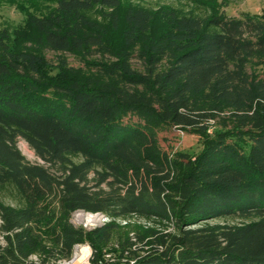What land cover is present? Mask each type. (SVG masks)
<instances>
[{"label": "trees", "instance_id": "trees-1", "mask_svg": "<svg viewBox=\"0 0 264 264\" xmlns=\"http://www.w3.org/2000/svg\"><path fill=\"white\" fill-rule=\"evenodd\" d=\"M233 1L0 0L58 54L0 29V191L24 204L0 200V264H56L80 244L89 264H264V17H229ZM172 128L200 151H163ZM47 200L59 215H39ZM76 211L111 222L83 230ZM133 216L153 224L131 236Z\"/></svg>", "mask_w": 264, "mask_h": 264}, {"label": "rangeland", "instance_id": "rangeland-1", "mask_svg": "<svg viewBox=\"0 0 264 264\" xmlns=\"http://www.w3.org/2000/svg\"><path fill=\"white\" fill-rule=\"evenodd\" d=\"M134 2L142 1L144 4L146 3L150 7H155L157 3L161 2L162 4H173L174 0H133ZM249 13L253 15H258L264 17V0H234L230 7L225 9V13L229 17H238L241 13ZM24 17L14 8L9 6H2L0 7V29H6L10 32L12 36V45L15 47H18L24 51H31L36 52L38 54H44L45 59L48 62H54L53 64H56V57L57 55L45 51L39 44L37 39H33V36L30 34L27 28H23L21 24H23ZM109 36L112 38L115 37V39L119 40L120 34L118 32L112 33V31H109ZM69 66L71 68H74L75 70L79 67H82L80 63L72 58L67 57ZM210 129L208 130V133H211L214 129L215 123L214 121L209 122ZM159 138V144L163 151H165L168 154H172L174 152H187L192 155L197 154L201 149V143L196 135H192L187 133L184 130H181L179 128H172L167 132L160 133L158 135ZM16 147L20 154L23 156V158L31 165H40L43 166V162L34 154L33 150L27 145V143L23 140H18L16 143ZM55 170V169H53ZM52 170V171H53ZM0 200L3 204L11 206V207H23L24 204H22V201L20 200L17 193H15L13 190L5 189L0 191ZM38 210L40 211L39 215H59L58 211V205L55 200H47L45 202L40 203L38 206ZM92 214V213H91ZM84 215H90L83 211H76L75 213L70 216V223L73 224L75 227L82 228L83 230H89L97 228L98 226L94 225V227H88L85 224L83 220H79L78 217H82ZM111 222V220H110ZM108 222V223H110ZM126 222H129L131 224L130 229L128 232H130L131 236L133 235L135 229L139 228V226H143L144 228L148 227L149 224H153L151 221H147L143 218H139L136 216L130 217L125 222H122V224H119L120 226H123L126 224ZM54 225V222H52ZM216 222L209 223V225H215ZM231 223H239V221H233ZM105 225V224H104ZM42 226V232H47L51 229L50 227H47V225H40ZM86 226V227H84ZM49 228V229H48ZM167 230H170L167 228ZM5 245V242L3 238L0 236V246ZM80 247L86 248V250L92 254V249L88 244H80ZM89 248V250H88ZM119 249L118 241L113 239L108 245H106L103 249V253L105 258H113L116 256V251ZM77 253V249H74L73 255L69 261H72L74 258V254ZM41 258L44 259L43 254H32L28 258V262L39 264L41 261ZM90 258V256H89ZM89 258L87 261L78 260L76 264H89ZM85 259V258H83ZM68 261V260H67ZM63 260L54 261L52 260L49 263H56V264H62L64 262ZM71 264V263H70ZM73 264V263H72Z\"/></svg>", "mask_w": 264, "mask_h": 264}, {"label": "built area", "instance_id": "built-area-1", "mask_svg": "<svg viewBox=\"0 0 264 264\" xmlns=\"http://www.w3.org/2000/svg\"><path fill=\"white\" fill-rule=\"evenodd\" d=\"M88 214H90V215H84V216L80 215V216H82L81 218L77 216V218L79 220H83L84 222H86L87 224H85V225L86 226L88 225V227H92V226L94 227V225H96L98 227H101L104 224H107L108 222H110V220H111L110 218H108L107 216L102 215V214H91V213H88ZM86 226H84V227H86ZM74 249H77V252H79L81 250V247L79 245H76L74 247ZM88 250H89V248H88ZM89 256H91V255L88 252L87 257L85 259H83L82 256H78L77 253H75L74 254V258L72 259V261L68 260L67 262H64L62 264H70V263L72 264L73 261L76 260V259L77 260H83V261L86 262L87 259L89 258Z\"/></svg>", "mask_w": 264, "mask_h": 264}, {"label": "bare ground", "instance_id": "bare-ground-1", "mask_svg": "<svg viewBox=\"0 0 264 264\" xmlns=\"http://www.w3.org/2000/svg\"><path fill=\"white\" fill-rule=\"evenodd\" d=\"M77 255L78 256H82L83 258H86L87 255H88V251L86 250V248L84 247H81V250L79 252H77ZM77 259L73 261V264H76L77 263Z\"/></svg>", "mask_w": 264, "mask_h": 264}]
</instances>
